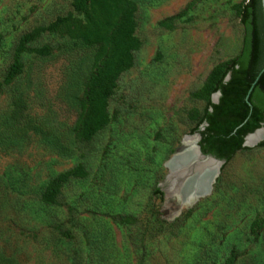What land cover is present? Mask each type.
<instances>
[{
    "label": "rangeland",
    "instance_id": "obj_1",
    "mask_svg": "<svg viewBox=\"0 0 264 264\" xmlns=\"http://www.w3.org/2000/svg\"><path fill=\"white\" fill-rule=\"evenodd\" d=\"M134 1L141 46L118 79L108 124L92 140H74L65 154L33 132L17 140L9 121L13 94L21 93L30 116L57 128L76 122L66 99L68 60L23 53V73L3 87L0 253L19 264H225L236 250L235 264H264V227H251L264 218V139L224 163L211 191L191 207H180L166 181V163L188 149L205 106L192 93L241 51L244 27L234 5L245 0ZM72 2L0 0V81L21 36L74 11ZM178 13L173 28L160 24ZM63 40L42 31L30 46L49 43L56 54ZM77 164L89 174L66 184L58 205L43 204L41 187Z\"/></svg>",
    "mask_w": 264,
    "mask_h": 264
},
{
    "label": "trees",
    "instance_id": "obj_2",
    "mask_svg": "<svg viewBox=\"0 0 264 264\" xmlns=\"http://www.w3.org/2000/svg\"><path fill=\"white\" fill-rule=\"evenodd\" d=\"M194 2H191L190 7ZM73 10L58 17L47 27H42L21 36L15 47L13 61L5 77L3 87L12 84L24 71L22 54L32 52L42 59L63 58L70 62L67 80V102L78 112L76 122L67 128H57L43 118L27 113V98L14 93L9 115L17 140L31 132L41 136L43 142L68 154L77 142H87L102 130L110 120L109 101L118 85L121 74L135 62V52L141 41L136 35L138 5L134 0H73ZM234 9L244 27L243 45L240 53L215 65L202 87L192 96L205 101L202 113L197 117L193 132H200L199 144L206 154H213L227 163L240 150L246 134L262 126L264 122V71L249 94L248 91L264 66V15L261 0H245L235 4ZM186 11V10H185ZM181 13L163 19L160 24L174 27V19ZM47 31L61 35L64 40L53 52L49 43L30 46V43ZM231 72L229 80H225ZM221 91L217 103L212 102L213 93ZM206 123L204 129L201 125ZM58 129H60L58 131ZM63 140V141H62ZM264 145V141L258 144ZM89 174L86 167L77 164L50 178L40 189L39 199L46 206L59 204L63 187L75 179ZM153 193L163 197L160 187ZM119 222L134 220L113 216ZM122 217V218H117ZM252 229L264 227V218H256ZM236 250L232 251L225 264H235ZM0 264H19L13 256L0 253ZM72 264H82L74 258Z\"/></svg>",
    "mask_w": 264,
    "mask_h": 264
},
{
    "label": "bare ground",
    "instance_id": "obj_3",
    "mask_svg": "<svg viewBox=\"0 0 264 264\" xmlns=\"http://www.w3.org/2000/svg\"><path fill=\"white\" fill-rule=\"evenodd\" d=\"M262 139H264L263 127L251 134L248 137L247 143L254 145ZM197 141L198 139L195 136L188 137V149L174 155L167 162L168 167L172 168L171 172L173 171V175L168 180L169 183H172L173 187V193L171 194L176 198L179 205L183 207L188 206L187 202L190 199L200 194H208L218 174L219 162L199 155ZM189 173L190 177L188 176V179H182L185 176L187 177ZM169 190H171L170 186Z\"/></svg>",
    "mask_w": 264,
    "mask_h": 264
},
{
    "label": "water",
    "instance_id": "obj_4",
    "mask_svg": "<svg viewBox=\"0 0 264 264\" xmlns=\"http://www.w3.org/2000/svg\"><path fill=\"white\" fill-rule=\"evenodd\" d=\"M261 4H262L263 15H264V0H261ZM263 71H264V66H263L262 69L260 70L258 76L256 77L255 81L253 82V84L251 85V87H250V89H249V91H248V94H247V100H248L249 103H250V101H249V99H248V98H249V94L251 93L253 87H254L255 84H256L257 79L259 78V76L262 74ZM230 77H231V72H229V73L227 74L225 80H226V81L229 80ZM220 96H221V91H217V92L213 93L212 96H211L212 102L217 103V102L219 101ZM206 125H207L206 123H204L203 125H201V129H204ZM263 125H264V122L262 123V126H261V127L255 129L253 132H250V133L246 134V136H245V138H244V142H243V145H244V146H252V145H250V144L247 143V141H248V137H249L251 134H253V133H255L256 131H258L260 128H262ZM193 135H194L195 137H197V139H198V143H197V151H198L199 155L204 156V157H208V158H212V159H214V160H216V161L219 162V166H218V170H217L218 174L216 175V178H217L218 175H219V173H220V171H221V167H222V165L226 162V160H225V159H220V158L216 157V156L213 155V154H206V153H204V152L202 151V149H201L200 144H199V141L201 140V134H200V132H195ZM260 141H261V140H260ZM258 142H259V141H258ZM258 142H257V143H258ZM257 143H256V144H257ZM184 147H185V145L182 144V147H181L180 149H183ZM180 149H179V150H180ZM179 150H178L177 152H179ZM177 152H176V153H177ZM174 154H175V153H174ZM166 166H167V168H168V170H169V174L167 175V178H166V181L168 182V180L170 179V177L173 175V173H172L173 171L171 172L172 168H169L168 165H167V163H166ZM189 175H190V173L187 175V177L185 176V177H183L182 179H185V178L188 179V176H189ZM189 177H190V176H189ZM216 178H215V180H216ZM205 195H207V193L200 194V195H198V196H196V197L190 199V200L187 202L188 206H185V207H191L192 205H194V203H195L199 198H201V197H203V196H205ZM180 207L182 208L183 206L180 205Z\"/></svg>",
    "mask_w": 264,
    "mask_h": 264
}]
</instances>
